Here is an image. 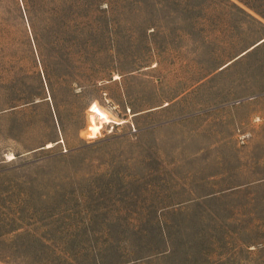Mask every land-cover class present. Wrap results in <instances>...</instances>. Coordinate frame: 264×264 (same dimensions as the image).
I'll list each match as a JSON object with an SVG mask.
<instances>
[{"label": "rangeland", "instance_id": "rangeland-1", "mask_svg": "<svg viewBox=\"0 0 264 264\" xmlns=\"http://www.w3.org/2000/svg\"><path fill=\"white\" fill-rule=\"evenodd\" d=\"M0 264H264V0H0Z\"/></svg>", "mask_w": 264, "mask_h": 264}, {"label": "bare ground", "instance_id": "bare-ground-1", "mask_svg": "<svg viewBox=\"0 0 264 264\" xmlns=\"http://www.w3.org/2000/svg\"><path fill=\"white\" fill-rule=\"evenodd\" d=\"M102 128V126H99L98 129H97V132H99V130Z\"/></svg>", "mask_w": 264, "mask_h": 264}]
</instances>
